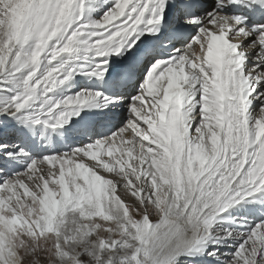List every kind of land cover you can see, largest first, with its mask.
Instances as JSON below:
<instances>
[{"label":"snow or ice","instance_id":"1","mask_svg":"<svg viewBox=\"0 0 264 264\" xmlns=\"http://www.w3.org/2000/svg\"><path fill=\"white\" fill-rule=\"evenodd\" d=\"M0 264H264V0H0Z\"/></svg>","mask_w":264,"mask_h":264}]
</instances>
